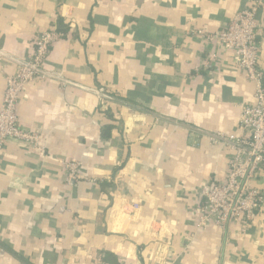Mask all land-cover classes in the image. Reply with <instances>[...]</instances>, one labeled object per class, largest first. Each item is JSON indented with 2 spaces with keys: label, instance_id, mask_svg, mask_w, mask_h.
Listing matches in <instances>:
<instances>
[{
  "label": "crops",
  "instance_id": "1",
  "mask_svg": "<svg viewBox=\"0 0 264 264\" xmlns=\"http://www.w3.org/2000/svg\"><path fill=\"white\" fill-rule=\"evenodd\" d=\"M252 1L0 0V110L36 34L65 30L51 75L18 102L39 149L11 140L0 152V264H105L108 251L121 264H264V203L245 233L197 228L199 196L226 179L234 154L212 136L243 134L242 107L255 102L232 52L216 48L203 68L213 46L197 33L225 28ZM257 20L264 72V9ZM71 161L80 180H69ZM251 185L264 195V172Z\"/></svg>",
  "mask_w": 264,
  "mask_h": 264
},
{
  "label": "built area",
  "instance_id": "2",
  "mask_svg": "<svg viewBox=\"0 0 264 264\" xmlns=\"http://www.w3.org/2000/svg\"><path fill=\"white\" fill-rule=\"evenodd\" d=\"M262 9L264 0H253L225 28L215 33H197L213 46L203 61V68L209 70L214 66L218 57L216 48L232 52L238 68L254 85L255 98L253 104L242 107L240 130L243 134H218L212 137L213 142H227L234 154L226 179L199 196L202 202L198 208L199 230L216 226L226 231L230 225L239 223L244 227L242 231L245 233L264 203L263 193L251 185L252 180L264 172V72L259 66L261 48L257 20ZM64 38L65 35L61 32L40 33L35 37L33 52L27 61L19 67L15 75L7 78L0 110V152L11 140L28 143L35 150L39 149L38 137L19 127L18 102L28 82L37 77L46 78L51 75L45 70L47 58L52 46ZM64 167L69 174V180L82 178L79 162L71 161L65 163ZM130 209L136 213L141 210V206L130 203Z\"/></svg>",
  "mask_w": 264,
  "mask_h": 264
},
{
  "label": "trees",
  "instance_id": "3",
  "mask_svg": "<svg viewBox=\"0 0 264 264\" xmlns=\"http://www.w3.org/2000/svg\"><path fill=\"white\" fill-rule=\"evenodd\" d=\"M60 21H62V20H60ZM59 24H61L62 25V22H60ZM60 25V26H61ZM46 31H56V32H61V33H63L64 35H65V30H63L61 27H59V28H52L51 30H46ZM46 31H42V32H46ZM42 32H38L37 34H36V36H38L40 33H42ZM108 95H110V97H113V98H116V99H119V100H122V101H125V102H129V103H132V102H130V100L128 99H124V98H122V97H120V96H115V95H112V94H109L108 93ZM114 104V103H113ZM112 104V105H113ZM132 104H134L135 106H137V107H140V108H143V105H141V104H136V103H132ZM144 108H146V107H144ZM147 109H149V108H146V110ZM107 113H108V116H109V118L112 120V118H113V116H112V114L110 113V109H108V111H107ZM113 129H114V126L113 125H111V124H107V125H105L103 128H102V131H101V138L104 140V141H111L112 139H113V136H112V131H113ZM214 186V185H213ZM212 187V186H211ZM211 187H209L208 189H206L204 192H206L207 190H209ZM203 192V193H204ZM201 201H200V205H201ZM101 260H102V262L103 263H105V264H121V261L119 260V258L117 257V255H116V253H114V252H110V251H108V252H104L103 254H102V258H101Z\"/></svg>",
  "mask_w": 264,
  "mask_h": 264
},
{
  "label": "water",
  "instance_id": "4",
  "mask_svg": "<svg viewBox=\"0 0 264 264\" xmlns=\"http://www.w3.org/2000/svg\"><path fill=\"white\" fill-rule=\"evenodd\" d=\"M21 65H23V64H21ZM99 95H100L102 98H106V99H109V100H112V101L118 102V103H120V104H122V105H125V106H127V107L133 108V109H135V110H138V111L144 112V113H146V114H150V115H152V116L159 117L157 114H154V113L149 112V111H146V110H142V109H140V108H138V107H136V106L130 105V104L126 103V102H122V101H119V100H116V99L110 98L109 96H107V95H105V94H99ZM212 137H214V136H212Z\"/></svg>",
  "mask_w": 264,
  "mask_h": 264
}]
</instances>
